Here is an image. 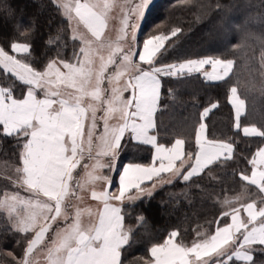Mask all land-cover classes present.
Returning a JSON list of instances; mask_svg holds the SVG:
<instances>
[{"label": "snow or ice", "instance_id": "obj_1", "mask_svg": "<svg viewBox=\"0 0 264 264\" xmlns=\"http://www.w3.org/2000/svg\"><path fill=\"white\" fill-rule=\"evenodd\" d=\"M55 3L72 24L71 39L80 41L73 62L54 58L37 70L27 60L10 54L30 57L29 43L13 42L10 51L0 47V69L27 86L22 98H16L11 87L0 86V135L19 141L20 165L12 184L26 193H0V213L16 232L31 234L17 264H37L33 253L46 240L47 264H121L122 250L130 239V230L124 227V201L151 195L150 189L141 187L145 181L159 178L160 183H170L163 173L188 181L210 165L232 159L235 150L232 142L209 139L207 125L202 122L195 133L194 153H185L183 139H176L171 147L158 144L152 133L161 77L180 79L199 73L211 82L225 81L234 61L209 57L159 64V55L167 51L166 42L180 29L145 39L138 53L136 31L150 0H139L123 10L115 40L104 38L111 0ZM81 26L87 34L79 30ZM129 38L131 43L125 48ZM206 65L211 71L205 70ZM230 95L235 128L240 130L246 102L235 86ZM216 107L213 103L205 108L201 119ZM242 132L245 137H264V130L255 126H245ZM126 136L154 146L153 163L129 164L119 177L118 188L109 191L111 181L103 170L115 167ZM85 158L92 163L82 165ZM249 163L254 170L250 175L241 173V179L259 190V207L256 201L236 207L241 197H226L214 232L198 233L189 245L177 241L179 234L174 231L163 243L151 247L146 264H229L234 258L252 264L253 253L264 252V148ZM81 167L82 175L77 174ZM98 183L105 188L97 191ZM88 188L101 207L81 209L71 203L81 200L79 192ZM132 190L135 195H130ZM241 208L246 218L241 217ZM224 218L220 225L219 219Z\"/></svg>", "mask_w": 264, "mask_h": 264}, {"label": "trees", "instance_id": "obj_2", "mask_svg": "<svg viewBox=\"0 0 264 264\" xmlns=\"http://www.w3.org/2000/svg\"><path fill=\"white\" fill-rule=\"evenodd\" d=\"M230 13L237 16L232 21L236 32L225 45H217ZM152 29L159 33H151ZM175 29L180 31L166 42L167 51L159 55V64L213 57L233 60L234 69L229 78L214 84L194 74L180 79L164 77L156 113L158 143L170 147L176 139H183L186 152L194 153L201 114L216 103L218 107L206 119L208 138L232 142L235 150L232 159L214 164L199 177L177 180L150 198L124 205V227L130 230V239L122 250L121 264H146L151 247L163 243L174 231L179 234L177 241L189 245L198 233L214 232L226 197L240 196L234 205L239 207L259 196L256 188L241 179V173L251 174L249 161L264 146V137H245L235 128L229 96L235 86L246 102L242 127L264 130V0H158L147 14L141 36L144 41ZM71 36L68 21L50 0H0V47L10 51L13 42L29 43L31 56L18 57L35 69L43 70L54 58L74 61L81 45ZM0 85L11 87L16 97L25 95L24 84L2 69ZM20 152L19 141L0 135V193L16 189L12 180L20 165ZM152 159L151 147L125 140L119 149V172L125 164L148 165ZM118 176L112 190L117 189ZM225 219H219V224ZM28 239L0 213V264H17ZM253 256L252 264H264V252L256 251Z\"/></svg>", "mask_w": 264, "mask_h": 264}, {"label": "rangeland", "instance_id": "obj_3", "mask_svg": "<svg viewBox=\"0 0 264 264\" xmlns=\"http://www.w3.org/2000/svg\"><path fill=\"white\" fill-rule=\"evenodd\" d=\"M56 7V3H55V0H50ZM158 0H150V3L148 4L147 8L145 9L144 11V15H143V18L140 20L139 22V26L137 28V31H136V45H137V48H136V51L139 53L141 52L142 50V44H143V37L141 36V31H142V27L144 25V22L146 20V17H147V14L150 10V8L157 2ZM111 2L113 3V8L110 12V19L108 21V28L106 29L105 31V39H112V40H115L117 35H118V29L120 27V20L123 16V10L129 8L131 6V4L133 3H138L139 0H111ZM58 8V7H57ZM60 10V9H59ZM61 12V15H62V11L60 10ZM63 16V15H62ZM64 19H66L64 16H63ZM237 19V16L236 14H228L226 16V28L223 32L220 33L219 37H218V40H217V45H225L226 42L228 41V39L234 35V32L235 31V23L232 22V21H235ZM67 20V19H66ZM68 21V20H67ZM69 23V26L70 28L72 29V24L68 21ZM81 32H84L85 34H87L86 32V29L83 28V26L80 27L79 29ZM71 33H72V30H71ZM151 33H159L156 29H152ZM145 37V36H144ZM78 41V40H77ZM78 43L80 44V41H78ZM131 43L130 41V38H129V41L125 43V48L128 47V44ZM106 54V53H105ZM14 55H17V56H20V54H14ZM22 55V54H21ZM19 58V57H18ZM138 59V57H137ZM73 62V61H72ZM145 66V65H144ZM207 66V65H206ZM205 66V67H206ZM164 77L162 76L161 77V82H162V79ZM22 83V82H21ZM1 86V85H0ZM25 86V94H26V89H27V86ZM22 93H19L18 94V97H16V95H14L16 98H21ZM128 94L125 93V96H127ZM231 100V98H230ZM99 115V113H98ZM2 127V126H1ZM127 136L125 137V139L122 141V143L126 140ZM118 154H119V151H118ZM118 158H119V155H117V159H116V162H115V167L109 171L107 168H105L103 170V175H106L110 178V181H111V185L113 186V183H114V180H115V176L119 173V168L118 167ZM85 163H92L91 161H89L87 158H85L84 161H82V165L85 164ZM77 174H80L82 175L83 174V168L81 167L80 169L77 170ZM16 178V177H15ZM95 188L97 191H100V190H103L105 188V185L103 183H98L97 185H95ZM110 188V187H109ZM108 188V190H109ZM16 191H20L21 192V195H26V193L23 192V190L21 189H15L11 192H7L9 194L13 193V192H16ZM90 191L91 189L88 188V189H85L83 191H80V196L82 197L81 200H72L71 203L73 204H76L78 205L81 209L83 208H86L87 206L88 207H91L92 209L95 208V205L94 203H91L93 202L94 200L91 198V195H90ZM114 191V190H113ZM152 195V194H151ZM150 198V196L148 197ZM93 200V201H92ZM138 202V201H137ZM89 204V205H88ZM87 219V217H85ZM86 223V222H85ZM57 224H59V222H57ZM57 225H53V228H55ZM24 235V234H23ZM30 235H28V237L30 238ZM51 235L52 233L50 232L48 234V238L50 239L51 238ZM46 246H47V240L45 241V244L44 245H41L40 247L37 248V250L33 253V257L34 259L36 260L37 264H47V258H46ZM233 262V261H232ZM232 262H230V264H232Z\"/></svg>", "mask_w": 264, "mask_h": 264}, {"label": "crops", "instance_id": "obj_4", "mask_svg": "<svg viewBox=\"0 0 264 264\" xmlns=\"http://www.w3.org/2000/svg\"><path fill=\"white\" fill-rule=\"evenodd\" d=\"M142 51V50H141ZM142 66H144V65H142ZM233 69H234V67H233ZM205 70L206 71H211V66L210 65H207L206 67H205ZM232 72H233V70H232ZM232 74V73H231ZM231 74H230V76H231ZM193 75V74H192ZM194 75H200L207 83H212V84H214V83H220V82H222V81H215V82H211V81H208V80H206L205 78H204V76L203 75H201V74H199V73H194ZM229 76V77H230ZM228 77V78H229ZM227 79V78H226ZM161 86H162V82H161ZM230 98H231V95L229 96V102L231 101L230 100ZM160 103V102H159ZM230 105L232 106V104H231V102H230ZM232 108H233V111H234V118H235V110H234V107L232 106ZM215 109V108H214ZM213 109V110H214ZM212 110V111H213ZM158 111V110H157ZM211 111V112H212ZM211 112H209V114H208V116L207 117H204L202 120H203V122L202 123H205L206 124V119L209 117V115L211 114ZM157 113V112H156ZM244 116H242V118H243ZM241 118V119H242ZM154 120H155V125H156V114H155V117H154ZM242 126H241V129H240V131H241V133L243 134V132H242ZM155 131H156V127H155V129L153 130V133L152 134H154V135H156V133H155ZM206 135H207V137H208V133H207V129H206ZM157 136V135H156ZM249 138H256V137H251V136H249ZM126 140H127V142L128 141H132L134 144H136V145H142V146H148V147H151L152 149H153V159H154V156H155V148H154V146H151V145H144V144H142V143H139V142H134L133 140H131V139H129L128 137L126 138ZM157 143H158V139H157ZM159 144V143H158ZM174 144V143H173ZM172 146V145H171ZM170 146V147H171ZM262 148H264V146L262 147ZM184 151H185V153H187L186 152V143L184 144ZM119 155V154H118ZM233 155V154H232ZM153 159H152V162L150 163V164H148V165H142V166H150V165H152V163H153ZM177 163H179V162H177ZM129 164H131V163H128V164H125V165H123L122 167H121V169H120V172H119V176H118V180H117V188H118V185H119V177H120V175L122 174V172H123V169L126 167V166H128ZM133 165H136V164H133ZM140 165V164H139ZM214 165V164H213ZM213 165H210L209 167H211V166H213ZM157 166H158V162H157ZM208 167V168H209ZM207 168V169H208ZM207 169H205L202 173H200V174H198V175H195V176H193V177H191L189 180H192V179H194V178H196V177H199V176H201ZM254 169H253V167H252V171H253ZM185 171H187V168L185 169ZM162 176H164L165 177V179H170L171 180V182L170 183H160V182H158V180H159V178H154L153 180H151V181H145L142 185H141V187L142 188H147V189H150L151 190V194L152 195H143V196H141L139 199H136V200H133V201H128V200H125L124 201V203L121 205V207H122V210H123V206L124 205H126V204H129V203H135V202H137V201H140V200H142V199H145V198H148L149 196L151 197V196H153L158 190H160L161 188H163V187H165V186H169V185H172L173 183H175L177 180H182L181 178H179V177H176V176H169V174H166V173H163L162 174ZM188 180V181H189ZM155 183V187L153 188L152 187V185ZM247 183V182H246ZM250 186H252V185H250ZM252 187H254V188H256L255 186H252ZM257 189V188H256ZM258 190V189H257ZM109 191H113L112 190V185L110 186V188H109ZM135 192H136V190H132V192L130 193V195H135ZM258 192H259V190H258ZM79 195H80V193H79ZM260 196H261V194L259 193V196L258 197H256V198H254L252 201H256L257 202V206L259 207V198H260ZM75 200V199H74ZM93 201V200H92ZM252 201H250V202H252ZM91 203H94V205H95V208H93V209H96V208H99V207H101V205H100V203L98 202V201H93V202H91ZM113 203H119V202H113ZM249 203V202H248ZM89 205V204H88ZM88 207V206H87ZM122 214H123V211H122ZM241 217L242 218H246V212L244 211V209L243 208H241ZM85 222L87 223V219L85 218ZM178 238V236L176 237V239ZM232 263H238V264H245V262L244 261H240V260H235V258H234V261L232 262ZM229 264H230V262H229Z\"/></svg>", "mask_w": 264, "mask_h": 264}]
</instances>
